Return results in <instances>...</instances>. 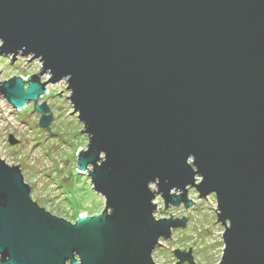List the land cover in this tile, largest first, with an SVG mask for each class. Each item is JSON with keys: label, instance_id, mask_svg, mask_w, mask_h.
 Listing matches in <instances>:
<instances>
[{"label": "water", "instance_id": "1", "mask_svg": "<svg viewBox=\"0 0 264 264\" xmlns=\"http://www.w3.org/2000/svg\"><path fill=\"white\" fill-rule=\"evenodd\" d=\"M3 54L37 62L0 94L48 131L37 100L66 81L88 137L77 167L105 210L56 217L0 158V264H156L185 219L156 220L152 200L188 210V189L213 198L216 264H264V0H0Z\"/></svg>", "mask_w": 264, "mask_h": 264}, {"label": "rangeland", "instance_id": "2", "mask_svg": "<svg viewBox=\"0 0 264 264\" xmlns=\"http://www.w3.org/2000/svg\"><path fill=\"white\" fill-rule=\"evenodd\" d=\"M7 58L0 55V83L9 77L24 78L37 68L35 60L21 65L26 57L16 55L9 65ZM46 76V73L39 74L37 78L41 82ZM70 96L65 80L45 85V93L39 97L37 105L45 100L52 116L49 132L39 125L41 114L33 109V102L17 110L0 94V158L9 166L19 167L34 202L52 215L74 222L76 217L102 213L105 204L104 198L92 189L88 172L77 167V156L81 150H86L88 137L80 132L83 124L73 112L67 98ZM9 139L15 143L10 144ZM195 182H198L197 178ZM149 189L152 191L150 186ZM172 195H177V191ZM185 197L192 204L190 209L183 211L179 206L160 211L159 201L153 198L156 220L166 218L165 215L175 220L178 217L185 219L182 227L172 229L167 242L159 240L160 245L152 252L153 261L173 264L174 259L168 254L187 250L193 264H216L220 254V228L212 224L213 198L209 194L201 198L202 203L193 201L194 193L190 189ZM220 225L224 227L221 222Z\"/></svg>", "mask_w": 264, "mask_h": 264}, {"label": "trees", "instance_id": "3", "mask_svg": "<svg viewBox=\"0 0 264 264\" xmlns=\"http://www.w3.org/2000/svg\"><path fill=\"white\" fill-rule=\"evenodd\" d=\"M104 210H105V207H104ZM78 217H76L75 219H74V221L77 219Z\"/></svg>", "mask_w": 264, "mask_h": 264}, {"label": "bare ground", "instance_id": "4", "mask_svg": "<svg viewBox=\"0 0 264 264\" xmlns=\"http://www.w3.org/2000/svg\"><path fill=\"white\" fill-rule=\"evenodd\" d=\"M23 79V78H22ZM84 216V215H83Z\"/></svg>", "mask_w": 264, "mask_h": 264}, {"label": "flooded vegetation", "instance_id": "5", "mask_svg": "<svg viewBox=\"0 0 264 264\" xmlns=\"http://www.w3.org/2000/svg\"><path fill=\"white\" fill-rule=\"evenodd\" d=\"M176 264H178V263H176Z\"/></svg>", "mask_w": 264, "mask_h": 264}]
</instances>
